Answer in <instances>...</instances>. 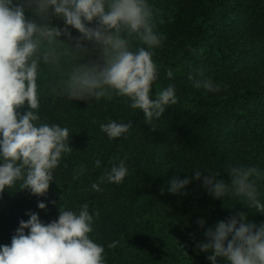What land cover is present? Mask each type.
Wrapping results in <instances>:
<instances>
[{"label": "trees", "instance_id": "16d2710c", "mask_svg": "<svg viewBox=\"0 0 264 264\" xmlns=\"http://www.w3.org/2000/svg\"><path fill=\"white\" fill-rule=\"evenodd\" d=\"M149 4L155 31L167 37L153 50L160 75L152 95L174 84L177 104L148 125L140 110L128 106L127 98L68 101L50 93L46 85L56 77L46 76L40 122L68 127L73 151L63 156L44 196L20 190L19 184L0 193V245H10L19 222L28 219L26 212L38 213L47 224L58 218L59 208L78 211L88 203L90 213L99 212L90 237L104 247L105 264H210L206 258L210 253L197 247L206 242L208 227L236 212H244L257 226L264 223V214L248 210L239 198L213 199L201 181L193 180L175 195L168 191L173 178H190L195 170L202 175L219 172L217 179L226 183L230 167L264 170V0H149ZM53 23L63 27V21ZM138 44L134 41L133 47ZM177 59L185 60V65L176 68ZM168 69L174 72L171 80ZM189 74L211 79L221 91L195 88ZM25 110L26 105L18 109L21 114ZM110 120L133 123L126 139L109 140L100 130ZM120 159L128 164L130 175L118 185L104 183L103 191H93L92 183ZM81 165L86 171L74 179ZM258 186L264 199V180ZM39 202L47 204L46 211L37 208ZM201 219L204 228L198 226ZM114 241L118 246L109 248Z\"/></svg>", "mask_w": 264, "mask_h": 264}, {"label": "clouds", "instance_id": "9594fccd", "mask_svg": "<svg viewBox=\"0 0 264 264\" xmlns=\"http://www.w3.org/2000/svg\"><path fill=\"white\" fill-rule=\"evenodd\" d=\"M152 16L149 0H0V193L19 184L20 190L44 196L63 156L73 151L68 127L40 122V94L46 76L56 77L46 85L50 93L68 101L127 98L128 106L140 110L148 125L177 104L174 84L152 95L160 75L153 50L167 39L155 31ZM54 20L63 21V27ZM72 29L79 36H73ZM136 40L139 44L133 47ZM173 75L168 69L167 78ZM188 79L195 88L221 91V85L211 79H196L191 74ZM25 105L21 114L18 109ZM132 127V122L110 120L100 130L109 140L126 139ZM85 171L81 165L73 178L79 179ZM205 172L195 170L190 178H173L169 193L178 194L193 180L201 181L213 199L239 198L248 210L255 208L264 214L258 186L264 170L230 167L229 183L217 179L219 172ZM129 175L128 164L120 159L91 188L103 191L100 185H118ZM37 208L46 211L47 204L39 202ZM58 211V218L47 224L38 213L26 212L28 219L19 222L10 245H0V264H105L104 247L90 237L99 212L90 213L88 203L78 211L62 207ZM197 223L204 228L206 222ZM204 235L206 242L197 247L210 253L206 257L210 264L218 260L264 264V223L253 224L244 212L218 221ZM117 246L118 241L108 245Z\"/></svg>", "mask_w": 264, "mask_h": 264}, {"label": "rangeland", "instance_id": "374dc122", "mask_svg": "<svg viewBox=\"0 0 264 264\" xmlns=\"http://www.w3.org/2000/svg\"><path fill=\"white\" fill-rule=\"evenodd\" d=\"M201 48L204 49V47H200L199 49H201ZM184 61H185V60H183V59H177V60L174 61L173 63L175 64V67H176V68H181L182 65H185V64H184Z\"/></svg>", "mask_w": 264, "mask_h": 264}]
</instances>
